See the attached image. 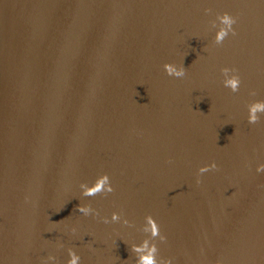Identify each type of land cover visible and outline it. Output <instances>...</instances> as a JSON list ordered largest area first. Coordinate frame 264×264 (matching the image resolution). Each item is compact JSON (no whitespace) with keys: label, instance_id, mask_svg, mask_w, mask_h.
<instances>
[{"label":"water","instance_id":"obj_1","mask_svg":"<svg viewBox=\"0 0 264 264\" xmlns=\"http://www.w3.org/2000/svg\"><path fill=\"white\" fill-rule=\"evenodd\" d=\"M225 11L235 35L215 45ZM224 66L241 77L236 93ZM253 99H264L262 0H0V264H65L69 247L80 264H134L149 214L165 236L158 258L264 264ZM101 172L113 191L82 196ZM113 212L130 223L100 219Z\"/></svg>","mask_w":264,"mask_h":264},{"label":"clouds","instance_id":"obj_2","mask_svg":"<svg viewBox=\"0 0 264 264\" xmlns=\"http://www.w3.org/2000/svg\"><path fill=\"white\" fill-rule=\"evenodd\" d=\"M264 2V0H262ZM210 9L205 8L204 12L208 13ZM237 18L228 12H221L215 15V19L211 21L212 27L215 32L212 37V43L215 45L221 44L229 34L235 35V29L233 27L236 24ZM166 75L172 77H183L185 75L184 67L177 66L173 63H165L163 65ZM221 84L227 88L230 92H238L241 85V77L235 67L224 66L220 68ZM249 96H255V90H249ZM246 108V120L249 124H255L259 121L261 115H264V99H253L245 104ZM217 167L216 163L210 162L208 164L201 165L197 168V180L199 183V174L205 173L211 169ZM257 173L264 172V163H257L255 167ZM80 194L82 196H93L97 193H111L113 191L112 184L110 182L109 175L105 172H101L95 176L91 183L81 182L79 184ZM27 199V197L25 198ZM77 210L83 215L87 216L92 214L97 215V212L87 204H80ZM100 219L104 223L117 222L122 224H129V220L122 216V213L113 212L109 216H102ZM141 230L146 233L144 239L139 243L130 244L131 251L135 254L134 264H172L171 258L160 256L157 257V240L163 242L165 236L160 232L159 225L152 215H146L144 217V223L141 226ZM70 232H75V228L69 229ZM61 247V245H57ZM67 253V259L65 264H80V256L71 247L65 249ZM56 264V257L52 254H48L43 258L42 264ZM216 264H221L220 260L216 261Z\"/></svg>","mask_w":264,"mask_h":264}]
</instances>
